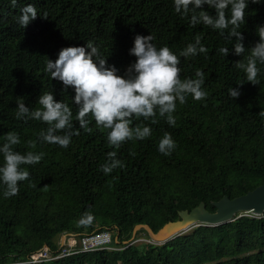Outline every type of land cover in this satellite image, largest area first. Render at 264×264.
<instances>
[{"label": "trees", "instance_id": "16d2710c", "mask_svg": "<svg viewBox=\"0 0 264 264\" xmlns=\"http://www.w3.org/2000/svg\"><path fill=\"white\" fill-rule=\"evenodd\" d=\"M28 3L37 17L23 28L17 17ZM262 24L264 0H249L239 29L246 51L238 56L232 50L235 37L226 40L202 24L189 26L174 11L172 0H0V143L12 131L20 140L12 146L15 151L43 153L38 163L22 165L30 175L18 182V192L0 196V262L25 258L45 244L57 249L64 234L111 229L116 249L39 264H264V215L243 213L226 223L198 225L161 244L131 241L137 224L158 231L180 219V210H192L203 201L214 211L213 201L224 195L234 198L264 183V118L259 115L264 110V65H257V84L244 82L235 67L258 41ZM137 34H151L157 48L166 45L177 54L201 36L207 54L181 57L178 67L181 79L194 78L200 68L207 95L177 102L174 125L159 116L156 123L134 119L131 126L148 124L151 135L125 140L115 148L107 143V130L94 120L89 119L91 131L79 127L72 88L51 79L44 68L61 48L92 41L122 75L135 60L128 50ZM219 47H228L229 53L220 55ZM229 87L238 88L240 95L231 98ZM45 91L72 109L78 134L67 148L38 141L45 123L15 116L18 99L31 110L39 107L37 97ZM164 132L175 141L169 155L157 150ZM110 151L123 167L105 174L100 166ZM85 211L93 214V222L77 227L75 221ZM141 232L150 238L146 229L137 235Z\"/></svg>", "mask_w": 264, "mask_h": 264}, {"label": "clouds", "instance_id": "9594fccd", "mask_svg": "<svg viewBox=\"0 0 264 264\" xmlns=\"http://www.w3.org/2000/svg\"><path fill=\"white\" fill-rule=\"evenodd\" d=\"M12 3L15 4L16 0H12ZM248 3L249 0H172L174 11L186 18L189 26L202 24L217 31L226 40L235 37L232 50L238 56L246 51L239 29L245 22ZM209 10H214V14ZM20 13L17 21L23 28L37 17L36 8L30 3L25 4ZM258 37L245 58L235 64L244 74V82L252 84L259 82L258 73L261 69L257 65H264V24L258 26ZM152 39L151 34L134 36L128 51L135 60L125 68L122 75L116 66L106 63L92 41L83 46L63 47L55 60L46 61L44 72L51 79L60 81L65 88H72L74 95L71 101L76 106L75 121L79 127L91 131L88 127L89 119L94 120L98 128L107 130V143L115 148H119L125 140H142L151 135L152 130L148 124L141 122L131 126L134 119L142 117L143 121L156 123V117L159 116L169 125H174L173 113L177 102L184 104L189 95L193 100H202L207 95L202 88L204 73L200 68L195 70L194 78L181 79V68L178 67L181 57L207 54L201 36H195L194 41L180 49L178 54L166 45L157 48ZM217 52L225 57L229 48L219 47ZM228 95L231 98L238 97L239 89L229 87ZM36 103L39 107L30 110L22 97L18 99L16 118L45 123L46 128L37 134L38 141L67 148L71 137L78 134L73 123L72 109L62 100L54 99L52 91L39 94ZM259 115L264 118V110ZM19 143L18 134L12 131L5 133L4 141L0 143V196L3 198L15 195L19 190L18 182L29 178V171L22 165H34L43 156L42 152L27 151L22 154L15 151L12 146ZM28 143L31 146L32 142ZM174 147L175 141L171 134L164 132L157 144L158 152L169 155ZM107 156L108 161L100 166L103 173L108 174L113 168L123 167L122 162L116 159L115 151L108 152ZM93 219V214L85 211L77 218L75 225L87 227Z\"/></svg>", "mask_w": 264, "mask_h": 264}, {"label": "water", "instance_id": "95a60500", "mask_svg": "<svg viewBox=\"0 0 264 264\" xmlns=\"http://www.w3.org/2000/svg\"><path fill=\"white\" fill-rule=\"evenodd\" d=\"M212 205L216 208L214 211H210L203 201L192 210H180V219L165 223L158 231H154L148 224H137L134 227L131 241L136 240L138 231L143 228L147 230L150 236L149 242L161 244L198 225L226 223L235 220L243 213L262 216L264 215V183L234 198L224 195L220 200L213 201Z\"/></svg>", "mask_w": 264, "mask_h": 264}, {"label": "built area", "instance_id": "2783aa9c", "mask_svg": "<svg viewBox=\"0 0 264 264\" xmlns=\"http://www.w3.org/2000/svg\"><path fill=\"white\" fill-rule=\"evenodd\" d=\"M113 233V230L106 229L85 233L81 236L72 233L64 234L59 239V246L57 249H51L49 245L45 244L40 249L28 254L25 258L11 259L0 262V264H24L25 261H27V264H39L58 260L65 256L81 252L116 249V247L112 245Z\"/></svg>", "mask_w": 264, "mask_h": 264}, {"label": "rangeland", "instance_id": "374dc122", "mask_svg": "<svg viewBox=\"0 0 264 264\" xmlns=\"http://www.w3.org/2000/svg\"><path fill=\"white\" fill-rule=\"evenodd\" d=\"M137 236H139V238L134 241V243H136V244L147 243L150 241V238H147V235L143 234L142 232Z\"/></svg>", "mask_w": 264, "mask_h": 264}]
</instances>
